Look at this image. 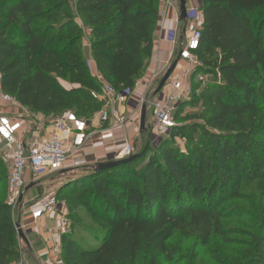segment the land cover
<instances>
[{
    "label": "trees",
    "instance_id": "obj_1",
    "mask_svg": "<svg viewBox=\"0 0 264 264\" xmlns=\"http://www.w3.org/2000/svg\"><path fill=\"white\" fill-rule=\"evenodd\" d=\"M160 5L161 0H0V89L44 116L95 114L102 104L90 93L101 88L83 45L107 85L131 90L151 57ZM202 16L198 71L218 68L224 83L206 88L205 113L177 125L140 158L92 170L62 188L59 194L69 190L68 217L80 211L87 217L74 219L62 238L65 264H175L170 240L176 233L193 238L198 248H208L214 238L228 243L222 205L238 199L242 184L263 188L264 0H202ZM193 83L175 121L182 106L196 104L199 85ZM175 138L189 143L186 152L171 144ZM2 175L0 168V264H12L19 246ZM213 261L223 264L220 254ZM230 263L264 264V236H252Z\"/></svg>",
    "mask_w": 264,
    "mask_h": 264
},
{
    "label": "built area",
    "instance_id": "obj_2",
    "mask_svg": "<svg viewBox=\"0 0 264 264\" xmlns=\"http://www.w3.org/2000/svg\"><path fill=\"white\" fill-rule=\"evenodd\" d=\"M162 2L164 10L171 9L175 15L173 26L165 30L164 40L173 50L179 43L177 55L172 51L164 63V68H154L142 80H138L131 90H115L107 85L97 74L88 56V70L101 88L100 92H91L90 96L102 104V108L91 118H79L74 113L67 112L49 121L50 133L47 137H29L23 130L24 121L10 118L6 114V110L16 104L15 98L0 89V142L3 146L2 150L0 149V159L8 164L6 204L12 211V217L22 203L25 188L37 178L47 173L64 172L67 168L88 167L84 158H74L76 154L104 147V144L108 143L103 162L122 161L133 156V142L125 134V129L131 121V115L127 114L126 109L137 114L139 134L140 111L142 105L147 103L148 89L154 83L160 82L175 57L179 56L178 62H183L185 66L178 70L177 63L163 88L154 95L151 123L148 125L152 148L168 137L171 130L177 126L174 115L179 107L190 99L193 81L202 88L224 83L218 68L210 73L198 71L202 68L196 55L203 24L202 0H185L184 23L179 22L178 0L175 6L172 5V0ZM139 88L143 90V94L137 100H132L133 92ZM120 107L125 108V111L120 110ZM41 122V116L35 119L38 127ZM40 128H43L42 125ZM117 134L121 137L119 146H115ZM94 137H98L100 144L93 143ZM28 171L30 182L26 181ZM27 213L33 226L44 216L52 218V237L48 241L47 263L65 264L62 257V238L70 233L71 228L66 206L56 195H46L33 200L27 208ZM19 226L25 236L33 232L24 225ZM17 240L23 244L18 235Z\"/></svg>",
    "mask_w": 264,
    "mask_h": 264
},
{
    "label": "rangeland",
    "instance_id": "obj_3",
    "mask_svg": "<svg viewBox=\"0 0 264 264\" xmlns=\"http://www.w3.org/2000/svg\"><path fill=\"white\" fill-rule=\"evenodd\" d=\"M179 43L175 46V53L177 55ZM158 83H154L151 85L147 92V103H146V132L133 135L131 140L133 142L134 155H140L143 153H147V149L149 147L152 149V146L149 142V131L148 125L151 123L152 116V102L155 100L153 95L156 90ZM194 85L196 83H193ZM197 85V84H196ZM208 88V87H206ZM206 88L198 87L197 95H196V104L190 106L187 103L182 106L180 110V114L176 119V124H185L191 120V117L194 115H200L207 111L208 102L206 101ZM200 92L205 93L204 95H199ZM18 107L17 104L13 105ZM87 108L85 107L84 110ZM95 107L89 109V111H93ZM69 112L76 114L77 111L69 110ZM95 112V111H94ZM94 112L90 114H85L84 119L91 118L94 115ZM21 115L14 118L16 120H23V130L27 134L34 130L35 119L38 117H42V122L39 125L45 129V126L50 121V115H41L40 113H36L27 109L21 108ZM79 116V113H77ZM200 122V121H199ZM170 141V140H169ZM173 146L178 147L182 152L187 151V146L189 145L184 139L180 140L179 138H175V140L171 143ZM0 149L2 150L3 146ZM149 155V153L147 154ZM94 163L89 164L88 167H83L79 169H70L67 168L66 171H57L55 173H47L42 177L37 178L35 180L36 187L38 188V197H43L46 195H56L64 188V186L71 181H74L76 178L87 175L94 168ZM0 168L3 169L5 175V182L7 183L8 177V164H5L0 159ZM26 181L30 182V173L27 172ZM34 190V189H33ZM37 190V189H36ZM64 192H69L68 189H65L62 193L59 194V197L62 199V203L66 206L68 210V197L65 198ZM28 193V192H27ZM30 193V192H29ZM26 194L24 190V195ZM26 197H29L27 194ZM26 201V200H25ZM223 208V216L222 222L224 224V230L228 234L229 242L228 243H218L217 239H213L211 245L208 248H198L194 244L193 238L181 239L179 235L176 233L173 238L170 240V244L173 248L176 249V260L175 264H215L213 261L216 255H221L223 258V264H231L230 262L235 260L237 254H241L252 241V236H264V186L262 189L255 183L251 184H242L238 199L230 200L222 205ZM68 212V211H67ZM81 213L76 214L75 217L69 216V221L72 223L74 219L78 221H86L87 217H85L84 211H80ZM16 213V212H15ZM14 213V217L15 214ZM69 214V213H68ZM16 218V217H15ZM16 222H14L15 224ZM99 243H96L98 246ZM19 246V258L18 261H14L12 264H33L31 260L28 258V254L25 253V246L22 243H18ZM233 252V255L230 254Z\"/></svg>",
    "mask_w": 264,
    "mask_h": 264
},
{
    "label": "crops",
    "instance_id": "obj_4",
    "mask_svg": "<svg viewBox=\"0 0 264 264\" xmlns=\"http://www.w3.org/2000/svg\"><path fill=\"white\" fill-rule=\"evenodd\" d=\"M172 5H176V0H172ZM163 20V21H162ZM175 20L174 12L171 9L164 10V5L161 0L160 5V17L157 22L155 32H154V43H153V50L150 59L147 61L145 69L143 71L142 77L144 78L151 70L154 68H158L161 66V68H164V63L167 61L169 54L174 51L173 47L170 46L168 43L164 40V34L165 30L173 26ZM181 38V37H180ZM83 50L86 55V57L89 56L90 50L88 49V46L83 45ZM177 59V57H175ZM175 59V60H176ZM174 60V61H175ZM173 61V62H174ZM171 66V65H170ZM185 64L183 62H178V70L182 67H184ZM143 94V90L141 88L136 89L133 92L132 100H137L139 96ZM18 105V104H17ZM21 108L19 105L18 107L12 106L8 110H6L7 116L10 118H17L18 115H21ZM23 109V108H22ZM120 110L125 111V108L120 107ZM132 111V110H131ZM127 114L131 115V121L127 125L125 129V134L128 136V138L131 140V137L136 134L137 132V114L136 113H130V110L126 109ZM52 117H50V120ZM37 127V128H36ZM34 130L29 132L30 136H41V137H47L50 133L49 130V123L44 128H40L34 124ZM116 144L115 146H119L120 144V134L116 135ZM132 141V140H131ZM93 143L95 145L100 144L98 137H94ZM109 147L108 143L104 144V147H98L94 150H86L85 152L81 154H76L74 158H84V161L86 162L87 166L89 164L96 165L98 163L103 162V157L106 153L107 148ZM33 185V187L26 192L25 195H23V200L20 205V207L16 210L15 217L13 216V221L16 222L15 224L24 225L28 227L29 229L33 230L29 235L26 236L27 245L23 243V246H25V253L28 254V258L33 262V264H49L47 263V247H48V241L52 237V231L51 228L53 226V220L49 216H44L41 218L35 226L31 224L30 217L27 213V208L29 204L38 198V188L36 187V184H30ZM34 189V190H33ZM37 189V190H36ZM30 192V193H29ZM27 194L29 197H26ZM26 200V201H25Z\"/></svg>",
    "mask_w": 264,
    "mask_h": 264
},
{
    "label": "water",
    "instance_id": "obj_5",
    "mask_svg": "<svg viewBox=\"0 0 264 264\" xmlns=\"http://www.w3.org/2000/svg\"><path fill=\"white\" fill-rule=\"evenodd\" d=\"M178 3H179V22L184 23L186 20V7H185L186 3H185V0H178ZM178 61H179V56L177 57V59L171 64V66L165 72L164 76L161 78V80H160L156 90L154 91L153 95L158 93L163 88V86L165 85L168 78L171 76V74L176 69ZM145 120H146V105H142L141 111H140V119H139V131H140V133H144L146 131ZM140 156L141 155H133L130 158H128L126 160H122V161L101 162V163H98L94 166L93 171H94V173H99V172H103L106 170L114 169V168L129 164V163L133 162L134 160L140 158ZM32 187H33V185H28L25 188V192L29 191ZM15 229L17 231V235H18L19 239H21V241L27 245L26 236H25L24 232L20 229V226L18 223L15 224Z\"/></svg>",
    "mask_w": 264,
    "mask_h": 264
}]
</instances>
